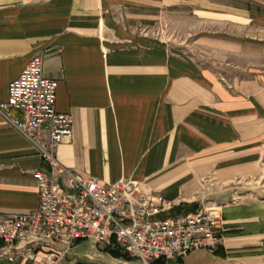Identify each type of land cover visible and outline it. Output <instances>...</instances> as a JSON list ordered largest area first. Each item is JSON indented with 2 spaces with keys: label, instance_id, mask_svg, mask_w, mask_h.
<instances>
[{
  "label": "crops",
  "instance_id": "crops-1",
  "mask_svg": "<svg viewBox=\"0 0 264 264\" xmlns=\"http://www.w3.org/2000/svg\"><path fill=\"white\" fill-rule=\"evenodd\" d=\"M221 1L0 0V103L42 56L43 75L57 81L55 110L72 123L55 154L64 168L105 186L132 183L159 209L161 197L170 208L159 219L214 211L223 230L214 253L180 264H264V0ZM185 4L204 26L195 44L220 54L225 76L155 37ZM44 170L0 114V219L37 207L32 175ZM81 245L61 264H97L90 254L113 264Z\"/></svg>",
  "mask_w": 264,
  "mask_h": 264
},
{
  "label": "built area",
  "instance_id": "built-area-1",
  "mask_svg": "<svg viewBox=\"0 0 264 264\" xmlns=\"http://www.w3.org/2000/svg\"><path fill=\"white\" fill-rule=\"evenodd\" d=\"M56 89L57 81L43 75V57L34 56L8 85L7 101L0 103V114L36 147L45 165L32 175L37 207L0 219V261L61 264L81 243L124 252L141 264H180L194 251L214 253L223 233L214 211L159 219L170 208L161 197H155L159 209L147 196L135 197L132 183L105 186L58 162L56 149L70 139L72 123L55 110ZM12 111L19 116L11 118Z\"/></svg>",
  "mask_w": 264,
  "mask_h": 264
},
{
  "label": "rangeland",
  "instance_id": "rangeland-1",
  "mask_svg": "<svg viewBox=\"0 0 264 264\" xmlns=\"http://www.w3.org/2000/svg\"><path fill=\"white\" fill-rule=\"evenodd\" d=\"M221 2H223V0ZM189 6L190 5L185 4V6H181L180 9L171 12L169 14V17L166 19L167 21H164L163 24H160L155 29V37L161 38L163 36L164 39L168 38L170 42H174L175 46L179 44L180 47H182L189 56L199 61V63L206 65L207 67L213 69L216 73L225 76V72L223 70L225 68L224 64L222 60L218 58L220 54H216L214 51L208 49H203L201 46H199V44H195L196 36L199 35L201 31L204 32V26H200L195 23L196 20L194 19ZM218 32L222 33L223 31ZM235 34L237 33L235 32ZM233 61L235 62V58H233ZM258 180V178L251 179L250 185H257ZM263 180L264 179H262L261 181ZM92 250L96 252V250H99V248ZM100 250L101 251H98V253L106 252L107 255L111 258H114L113 256H111V252H118L123 255V258H119V260L117 259L116 262L114 261L116 258H114L113 264H121L122 261L129 262V264H141L137 260L130 258L124 252L104 248H100ZM77 251L88 252V246L81 245L77 249ZM87 259L90 263L95 262L98 264V261H101V258L97 259L96 257H93L92 254H90L89 258Z\"/></svg>",
  "mask_w": 264,
  "mask_h": 264
},
{
  "label": "trees",
  "instance_id": "trees-1",
  "mask_svg": "<svg viewBox=\"0 0 264 264\" xmlns=\"http://www.w3.org/2000/svg\"><path fill=\"white\" fill-rule=\"evenodd\" d=\"M189 210L190 209L186 210V208H183V209H181V208L172 209L168 213H166L165 215H163L162 216V219H166V218H169V217H172V216L181 214V213H183V214L189 213L190 212ZM111 256H113L116 259L123 258V255H121L118 252H111ZM1 264H9V263L3 262ZM154 264H163V263L160 262V261H157Z\"/></svg>",
  "mask_w": 264,
  "mask_h": 264
}]
</instances>
